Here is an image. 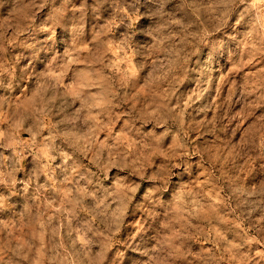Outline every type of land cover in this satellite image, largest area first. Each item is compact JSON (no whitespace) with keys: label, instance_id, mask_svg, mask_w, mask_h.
I'll use <instances>...</instances> for the list:
<instances>
[{"label":"clouds","instance_id":"9594fccd","mask_svg":"<svg viewBox=\"0 0 264 264\" xmlns=\"http://www.w3.org/2000/svg\"><path fill=\"white\" fill-rule=\"evenodd\" d=\"M126 3L127 0H113L114 17L103 26L97 24V32L92 31L94 15L77 9L75 0H29L26 17L13 12L11 20L0 24V117L8 114V120H14L17 127L23 126L28 117H34L27 128L33 141L47 124L49 135L32 146L45 152H57L65 162L72 160L71 165L65 163L61 168L64 179L59 184L65 188V209L58 211L55 219L63 218L68 247L81 246L85 258L78 259L77 264H89L88 249L98 243L88 237L84 229L72 227L79 212L103 213L100 222L107 239L102 245V255L106 259L123 217L129 211H135L132 202L140 183L131 177L119 180V206L115 211L109 210L105 197L114 189H107L105 185L111 168L134 169L133 177L141 183L152 184L145 199L149 214L159 218L163 213L164 219L172 222V227L179 229L184 222L194 227L193 222H200L207 216L217 219V214L224 210L223 205L210 199L207 191L213 195L224 192L227 196L236 181L226 183V176L222 172L218 175L219 168L212 162L199 183L185 182L190 174L209 163L205 154L193 147L194 142L184 131L185 117L190 115L188 109L201 100L210 87L211 81L206 79L210 75L209 69L215 67V58L236 40L233 33L237 25L258 15L250 43L264 46V0H133L131 11L125 7ZM17 5L18 0H0V10ZM169 5L173 7L169 8ZM140 7L146 9L143 16L138 12ZM43 16L47 19L37 25L33 17ZM141 18L151 24L147 30L138 33L136 24ZM58 30L66 34L59 44ZM10 32L11 36L8 35ZM138 35L149 43L141 46ZM21 36L24 40L17 44ZM177 37L179 53H171L174 56L171 60H161V55L167 56L176 46ZM9 45L18 50L11 58L7 56ZM113 50L117 53L119 71L117 64L112 62ZM133 60L142 62L133 64ZM158 66L168 69L165 81L168 94L157 99L151 94L137 93L140 103L129 108L127 137L122 136L111 148L96 144L95 133L103 130L106 122L115 119V109L128 99L132 84L140 73L152 68L145 83L146 88L150 87L157 80ZM185 84L197 85L196 90L188 96L186 103L181 101L171 106L172 96ZM21 89L23 94L17 101L15 96ZM51 117L57 118L54 123L48 122ZM149 125L152 130L146 132L144 129ZM173 135L177 136L178 142L173 148L166 149L165 142ZM9 140L23 146L18 137L0 131V148L13 147ZM154 149H166L171 153L164 168L154 167L150 155ZM81 155L91 156L95 172L80 162ZM51 159L53 157L49 156ZM219 167L223 168V163ZM81 169L86 170L82 172ZM54 172L55 169H49L46 175L51 177ZM3 175L0 172V176ZM38 179L39 173L34 172L27 181L31 192L29 187L22 189L26 200H31L30 205H25V227H46L50 237L58 235L59 224L54 225V217L43 213L41 190L44 185L39 184ZM0 183L5 181L0 179ZM7 184L12 195L16 191V181L13 179ZM233 200L238 207L250 205L249 215L257 209L264 211V181L252 189L240 184ZM7 201L8 197L0 193V212L12 207ZM29 235L39 239L31 232ZM171 255L168 242L162 241L157 248L149 250L147 264H163L161 258ZM120 258L118 256L117 261Z\"/></svg>","mask_w":264,"mask_h":264},{"label":"rangeland","instance_id":"374dc122","mask_svg":"<svg viewBox=\"0 0 264 264\" xmlns=\"http://www.w3.org/2000/svg\"><path fill=\"white\" fill-rule=\"evenodd\" d=\"M28 5L29 0H18V5L14 8L0 10V24L11 20L13 12L26 17ZM75 7L86 10L90 16L94 15L92 22L94 32L99 30L97 24L103 26L114 17L116 11L113 0H75ZM125 7L131 11L133 0H127ZM171 7L173 6L169 5V8ZM138 12L143 16L146 9L140 7ZM33 19L37 25H42L47 16ZM257 19L258 15L247 18L246 23L236 26L233 33L236 40L230 42L227 50L215 58V67L209 69L210 75L206 77L211 81V85L202 99L188 109L190 115L186 116L184 121L186 125L184 131L194 142L193 147L204 153L209 161L205 168L190 174L185 182L199 183L203 179V173L211 168L212 162H215L219 168L217 174L222 172L227 178L226 183L229 180L236 181L227 196L224 192L213 195L210 190L207 191L209 198L221 203L224 210L217 214V219L207 216L200 222H193L194 227L186 222L182 223L179 229L172 227V222L165 220L163 213H160L159 218L149 214L145 199L153 187L152 184L141 183L138 178L133 177L134 169L111 168L107 172L109 180L105 185L107 189H114L105 197L109 210L115 211L119 206L117 199L121 188L119 180L131 177L140 183V189L132 202L135 211H129L123 217L120 231L114 234L106 259L102 255V245L107 239L104 225L100 222V215L103 213L91 215L87 211L79 212L77 218L72 221V227L84 229L88 237L98 241L88 249L89 264H147L149 250L157 248L162 241H167L172 250L171 256L161 258L163 264H264V211L257 209L249 215L250 205L238 207L233 200L240 184L252 189L264 181V46L250 43V35ZM232 23L235 24V20ZM150 24V21L141 18L136 24L137 32L147 30ZM8 35L11 36V32ZM65 37L66 34L58 30L57 43L59 44ZM23 40L24 36H21L17 44ZM137 40L141 46L149 43L140 35L137 36ZM176 40V46L167 56L161 55V60H171L174 58L171 53H179V37ZM84 46H88L87 42ZM17 51L9 45L8 58L15 56ZM111 55L112 62L117 64L119 71L116 51L113 50ZM140 62L142 61H132L133 64ZM151 72L152 68L149 67L133 82L128 99L115 109V119L106 122L103 130L95 133L96 144L111 148L122 136L127 137L126 122L129 108L140 103L136 98L137 93L145 96L151 94L157 99H163L168 94L165 83L168 69L158 66L155 84L146 88L145 83ZM199 83L198 80L197 84ZM196 87L197 85L188 84L182 86L179 92L172 96L171 106L181 101L186 103L188 96ZM22 94L23 89L16 93L17 101ZM33 119L34 117H28L23 126L17 127L14 120H8V114L0 117V131L18 137V140L23 142V146H20L9 140L8 143L13 147L0 148V172L4 173L0 179L5 181L0 183V193L8 197L7 203L12 206L9 210L0 212V264H77L78 259L85 258L81 254V246L68 247L65 242L63 218L59 221L55 219L58 211L65 209V188L59 184V181L64 179L61 168L65 163L71 165L72 160L65 162L57 152H45L42 148L32 146L34 142L40 143L43 137L49 135L46 124L42 133L33 141L32 135L27 131ZM56 119L51 117L48 122L54 123ZM144 130L151 131L152 126L149 125ZM177 142V136H171L165 142L166 149L173 148ZM56 143L61 144L60 141ZM61 146L68 150L65 145ZM166 149H154L150 154L155 168L166 166L171 155ZM49 156L53 159L49 160ZM79 160L86 169L96 171L90 155H81ZM221 163L223 168L219 167ZM49 169H55L51 177L46 175ZM34 172L39 173L38 183L44 185L41 190L43 213L45 216L54 217V225L59 224L58 235L50 237L46 227L44 229H40L39 226L25 227L27 223V220L23 219L25 205H30L31 200H26L22 189L29 187L31 192V186L27 181ZM13 179L16 181V191L10 195L7 182ZM81 184L83 185V181ZM225 220L227 222H224ZM88 229L91 231H87ZM29 232L39 239H33ZM118 256L121 257L119 261L116 259Z\"/></svg>","mask_w":264,"mask_h":264}]
</instances>
